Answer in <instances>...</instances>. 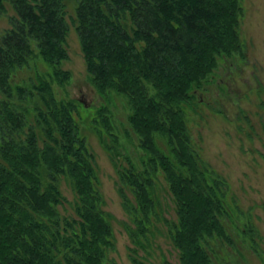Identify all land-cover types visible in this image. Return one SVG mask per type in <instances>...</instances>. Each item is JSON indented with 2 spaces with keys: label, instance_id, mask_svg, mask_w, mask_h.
I'll list each match as a JSON object with an SVG mask.
<instances>
[{
  "label": "trees",
  "instance_id": "trees-1",
  "mask_svg": "<svg viewBox=\"0 0 264 264\" xmlns=\"http://www.w3.org/2000/svg\"><path fill=\"white\" fill-rule=\"evenodd\" d=\"M10 4L0 32V264H105L114 248L111 213L79 101L53 87L70 77L61 66L66 0ZM241 13L240 0H76L71 20L89 79L101 98L128 107L121 130L104 102L92 121L118 175L133 264H146L138 249L153 247L159 233L177 255L165 264H219L215 242L233 241L227 181L193 147L184 106L222 57L244 55ZM240 231L256 251L254 226Z\"/></svg>",
  "mask_w": 264,
  "mask_h": 264
},
{
  "label": "rangeland",
  "instance_id": "rangeland-1",
  "mask_svg": "<svg viewBox=\"0 0 264 264\" xmlns=\"http://www.w3.org/2000/svg\"><path fill=\"white\" fill-rule=\"evenodd\" d=\"M240 2L242 13L238 31L244 55L222 57L209 80L196 91V100L184 109L193 147L228 184L227 201L231 214L224 221L233 241L222 245L215 242L213 250L217 263L264 264V0ZM75 4L76 0H66L67 58L61 63L69 70L70 77L65 84L53 83V87L57 97L79 101V125L94 155L103 208L111 213L114 248L108 251L105 264H133L129 257V247L133 243L125 230L128 216L118 191V175L92 121L96 105L104 102L112 109L114 123L121 130L128 107L119 97L115 101L101 98L93 87L71 20ZM5 7L6 11L0 15V32L8 27L9 15L13 13L10 0H5ZM39 69L43 72L45 66L39 65ZM21 75H24L23 71ZM14 78L18 79L19 74ZM129 148L134 152L132 144ZM160 186V193L164 192ZM61 188L71 199L65 181ZM163 202L170 204L168 199ZM60 210L70 211L69 206L68 211L62 207ZM165 214L174 215L171 205ZM245 222L256 230V251L248 246L240 231ZM138 254L146 264H165L164 258L178 262L176 252L161 233L155 237L153 247L138 249Z\"/></svg>",
  "mask_w": 264,
  "mask_h": 264
},
{
  "label": "water",
  "instance_id": "water-1",
  "mask_svg": "<svg viewBox=\"0 0 264 264\" xmlns=\"http://www.w3.org/2000/svg\"><path fill=\"white\" fill-rule=\"evenodd\" d=\"M80 100H82L86 104L85 100H83L82 98H80Z\"/></svg>",
  "mask_w": 264,
  "mask_h": 264
}]
</instances>
